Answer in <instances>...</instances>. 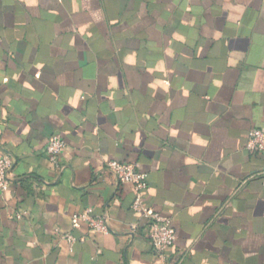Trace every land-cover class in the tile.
<instances>
[{
	"label": "crops",
	"instance_id": "0c3cea01",
	"mask_svg": "<svg viewBox=\"0 0 264 264\" xmlns=\"http://www.w3.org/2000/svg\"><path fill=\"white\" fill-rule=\"evenodd\" d=\"M251 128L264 131V0H0V149L13 159L0 264H264ZM110 159L146 172L142 202L176 234L162 255ZM86 208L107 234L72 222Z\"/></svg>",
	"mask_w": 264,
	"mask_h": 264
},
{
	"label": "built area",
	"instance_id": "2783aa9c",
	"mask_svg": "<svg viewBox=\"0 0 264 264\" xmlns=\"http://www.w3.org/2000/svg\"><path fill=\"white\" fill-rule=\"evenodd\" d=\"M66 146L65 140L59 133L51 134L47 139L45 154L49 163L58 168L60 166V155ZM246 150L250 153L264 154V131L251 128L247 132ZM13 159L0 149V189L5 190L12 178ZM119 183L130 184L134 190V198L131 208L138 211L146 222L147 237L150 246L156 255H162L174 244L176 234L169 217L162 215L151 207L143 204V193L147 188V174L137 162L120 161L110 159L104 164ZM75 224H84L91 234H107L109 232L108 219L106 215L92 213L91 208L71 215ZM130 231L135 230V225H130ZM69 241L73 239L67 237Z\"/></svg>",
	"mask_w": 264,
	"mask_h": 264
}]
</instances>
